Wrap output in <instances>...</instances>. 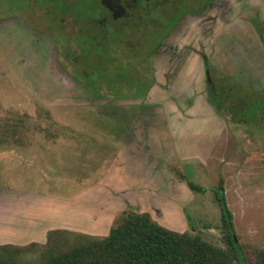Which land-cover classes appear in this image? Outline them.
I'll list each match as a JSON object with an SVG mask.
<instances>
[{"label":"rangeland","instance_id":"1","mask_svg":"<svg viewBox=\"0 0 264 264\" xmlns=\"http://www.w3.org/2000/svg\"><path fill=\"white\" fill-rule=\"evenodd\" d=\"M234 1L237 25L234 30L235 23L223 27L218 22L220 54L212 57V83L216 94L223 95L219 112L211 105L213 94L202 77L200 55L211 42L206 37L189 34L187 41L182 33L176 36L173 48L191 45L184 50L186 63L179 77L168 69L173 58L176 64L178 50H163L156 73L148 43L136 51L127 46L121 53L110 47V69H99L109 76L104 97V83L100 87L89 75L81 77L82 82L70 74L69 65L58 56V43L45 33L51 28L42 12L25 6L14 9V0H0V211L11 213L13 220L9 215L8 221L14 223L6 242L25 245L1 250V257L41 264L51 249L107 236L125 209L150 212L163 227L198 234L226 250L214 194L223 178L245 257L236 264H257V252L264 248V38H259L264 37V0ZM181 65L179 61L177 67ZM126 73L131 79L122 82ZM155 80L150 100L146 92L136 90ZM108 99L152 106L153 113L136 126L135 138L140 140L134 146L132 140L119 146L108 139L123 130L122 124H133L132 113L138 108L110 107ZM196 101L201 102L204 119L218 126L222 136L213 129L203 131L204 123L178 127L193 119L186 110ZM244 108L246 115L239 119ZM120 111L131 113L130 119L117 120ZM166 122L176 129L172 137ZM186 181L206 192H192ZM54 230L67 234L48 243Z\"/></svg>","mask_w":264,"mask_h":264},{"label":"flooded vegetation","instance_id":"2","mask_svg":"<svg viewBox=\"0 0 264 264\" xmlns=\"http://www.w3.org/2000/svg\"><path fill=\"white\" fill-rule=\"evenodd\" d=\"M25 1L28 2L26 6L15 3L14 9L25 6L26 10L36 8V12H42L51 28L45 33L58 43V56L67 66L69 65L70 74L79 81H82L81 77L85 79L89 75L100 87L104 83V97L108 96L109 76L107 73H99V69L104 71L110 69L106 61L110 60L107 57L110 47L121 53L127 46L136 51L140 44L148 43V47H151L148 48L151 49L148 55L155 61L156 73L158 57H162L165 52L178 50L176 64L173 58L169 62L171 66L168 69L169 74L179 77L178 71L182 70L186 63L187 53L184 50L191 46L187 42L186 46L181 44L180 47L179 44H174L173 48L174 39L181 33L182 40L188 41L190 34L193 37L202 35L211 41L207 46L205 45L206 49L200 57L203 65L202 77L207 82V90L212 94L215 89L211 79V65H214L213 60L217 59V53L220 54L217 45L222 40L221 32L218 31L220 27L218 22H221L223 27H230L235 23L234 30L237 25L236 16L233 19L236 14L234 0H82L84 2L82 8L76 5L78 0ZM246 1L248 2V0H239V3L243 4ZM156 35L158 36L155 37ZM216 38L219 41H216ZM259 38L263 41L264 37ZM65 39V44L61 46ZM235 48L236 45L233 46V50H236ZM103 50L104 56L101 55ZM163 50H165L164 54ZM251 50L252 48L249 55L253 54ZM139 51L140 49L136 53L138 54ZM229 53L230 59H233L235 55H232L231 51ZM246 54L241 53L242 56L247 57ZM179 61L182 62L180 68L177 67ZM128 73L121 76L122 82L130 81ZM156 84L155 80L149 87L136 90L146 92L145 95L148 96ZM242 112L237 114L239 119L246 115V108L242 109ZM241 121L245 122V118Z\"/></svg>","mask_w":264,"mask_h":264},{"label":"trees","instance_id":"3","mask_svg":"<svg viewBox=\"0 0 264 264\" xmlns=\"http://www.w3.org/2000/svg\"><path fill=\"white\" fill-rule=\"evenodd\" d=\"M9 3V0H6ZM15 3L27 5L25 0ZM76 5L82 8V0ZM215 93V95H214ZM211 103L217 111L223 110V95L212 93ZM183 179V178H182ZM194 193L206 189L192 182H185ZM214 189L215 199L221 211L222 231L227 248L222 249L205 242L200 235L179 233L158 224L149 214L131 210L122 212V220L111 227L107 236L100 239L78 241L68 247L50 250L41 264H236L245 257L236 237L233 214L225 194V182L220 178ZM66 235L65 230L49 233L52 237ZM24 247L3 245L1 250ZM257 264H264V248L257 252ZM0 264H19L14 259L0 256Z\"/></svg>","mask_w":264,"mask_h":264},{"label":"crops","instance_id":"4","mask_svg":"<svg viewBox=\"0 0 264 264\" xmlns=\"http://www.w3.org/2000/svg\"><path fill=\"white\" fill-rule=\"evenodd\" d=\"M152 93H154V89L152 90V92H151V94L150 95H148V96H146V98H148L149 100H150V97H151V95H152ZM166 96V95H165ZM135 100V99H134ZM108 101V103L106 104L107 106H110V107H118V106H121L122 108L124 107V106H127V107H132V108H135V107H137L138 108V112L136 113V114H134V113H132L133 115H134V119H133V121H132V125H127V127H125V125H123L122 123V128H123V130L122 131H116V132H113V134L111 135V137H112V139H108V140H111L112 142L113 141H116L117 140V143H116V145H122V146H124V144L125 145H127V144H129L130 142H131V140H132V142H133V144H132V146H134V143H135V141L136 140H140V139H137V138H135V134H136V128H138V127H136L137 126V124L141 121V118L143 117V118H146V115H150L151 114V112L153 113V111H152V106H150V105H145V106H143V107H141L140 105L138 106V105H136V104H129V102H130V99H126V100H121V99H118V100H112L113 102H118L117 103V105H115V103L113 104V102L111 101V102H109V99L107 100ZM129 101V102H128ZM119 102H121V103H119ZM126 102H128V103H126ZM201 104V102L199 103V102H195V106H192V107H189L188 108V111L186 110V113L188 114V115H190V116H193V119L191 120L190 118H187V121L185 122L184 121V124L183 125H181V126H178V127H180V128H183L184 126H186V125H190V126H192L193 128H195L196 126H198V124H200V123H204V125H205V127L203 128V131L206 129V130H209V129H213V130H215V132L217 133V135H218V137H220V136H222V135H220L217 131H218V126H215V125H213V123H212V121L211 120H205L204 119V116H203V114H204V112H202V109H203V107H202V109H200V108H198V106ZM106 105H104L105 107H106ZM212 105V104H211ZM213 106V105H212ZM110 107H107V108H110ZM214 107V106H213ZM215 108V107H214ZM214 110V109H213ZM126 111H127V109H126ZM127 112H130V111H127ZM202 112V113H201ZM130 114L131 113H127V114H124L123 112H121L120 111V113H117V115H116V119L117 120H120V122H121V118H125V117H127L128 116V118L130 119ZM164 114H169V112L168 111H165V113ZM145 115V116H144ZM200 116H202L199 120L200 121H194V119H198ZM153 117V116H152ZM168 118V117H167ZM114 119V118H113ZM209 119H212V117H209ZM147 120L148 121H146V122H148V126H151V118H147ZM208 122V123H207ZM210 122V123H209ZM165 126H166V128H167V131H168V133H172V135H171V137L173 136V132L172 131H176V129L175 130H173L172 128H171V126H169V124L166 122L165 123ZM224 128L226 129V131L228 130V129H230V127H228V125L225 123V125H224ZM237 129V128H236ZM223 133L225 132V131H222ZM137 135V134H136ZM228 136H229V138L231 139V134H228ZM219 139H221V138H219ZM232 141V140H231ZM136 154H138V150H134L133 151V155H134V157L135 158H137L135 155ZM224 182H225V180H224ZM225 194H226V190H225ZM123 211H127V209H125V210H123ZM122 211V212H123ZM5 212H6V210H5ZM4 211L2 212V211H0V246H3V245H13V246H18V245H16V244H13V243H10V242H6V240H8L9 238H11L12 237V234H11V230H12V228L14 227V223H13V221H11V222H9L8 221V216L10 215V218H12V214L11 213H5ZM137 213H147V214H149L153 219H154V216H153V214H151L150 212H137ZM5 217V218H4ZM12 220H13V218H12ZM9 222V223H8ZM182 233V232H181ZM25 246V245H24ZM24 246H19V247H24Z\"/></svg>","mask_w":264,"mask_h":264}]
</instances>
